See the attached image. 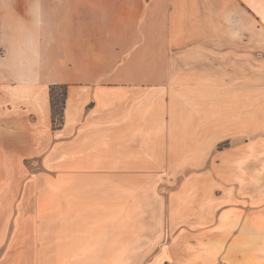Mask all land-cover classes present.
Listing matches in <instances>:
<instances>
[{
	"label": "crops",
	"instance_id": "crops-1",
	"mask_svg": "<svg viewBox=\"0 0 264 264\" xmlns=\"http://www.w3.org/2000/svg\"><path fill=\"white\" fill-rule=\"evenodd\" d=\"M166 263L264 264V0H0V264Z\"/></svg>",
	"mask_w": 264,
	"mask_h": 264
},
{
	"label": "trees",
	"instance_id": "trees-1",
	"mask_svg": "<svg viewBox=\"0 0 264 264\" xmlns=\"http://www.w3.org/2000/svg\"><path fill=\"white\" fill-rule=\"evenodd\" d=\"M63 92L59 96L56 94V88L51 87V110L53 116V123L55 126H60L62 123L63 109L65 105L66 98V87L62 86ZM169 264V263H166Z\"/></svg>",
	"mask_w": 264,
	"mask_h": 264
},
{
	"label": "rangeland",
	"instance_id": "rangeland-1",
	"mask_svg": "<svg viewBox=\"0 0 264 264\" xmlns=\"http://www.w3.org/2000/svg\"><path fill=\"white\" fill-rule=\"evenodd\" d=\"M63 87L61 86V87H59V88H57L56 89V94L57 95H59V96H61L62 95V92H63V89H62ZM225 144H221V145H219L220 147H223ZM194 173V170H191V169H188L187 170V173L186 174H183L182 176L184 177L185 175H187V176H191V175H194L193 174ZM180 179H181V177H177V178H174L173 177V179H172V183H171V185H169V187H170V189H174L175 187H177V185L179 184V182H180ZM162 187V186H161ZM168 187V186H167ZM168 187V188H169ZM161 189L162 188H157V191H161ZM189 192H190V190H189Z\"/></svg>",
	"mask_w": 264,
	"mask_h": 264
}]
</instances>
